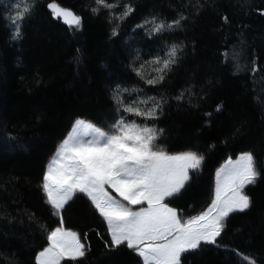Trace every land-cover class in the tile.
<instances>
[{
	"label": "trees",
	"instance_id": "1",
	"mask_svg": "<svg viewBox=\"0 0 264 264\" xmlns=\"http://www.w3.org/2000/svg\"><path fill=\"white\" fill-rule=\"evenodd\" d=\"M15 2L0 0V264H35V253L46 244L41 226L51 229L58 220L42 200L37 187L40 175L77 117L99 126L111 121L114 114L106 85L113 81L137 86L142 90L140 99L164 95L168 103L157 126L165 134L159 143L169 151L191 149L205 155L187 190L170 201L183 214L210 203L216 169L229 155L236 157L253 148L264 164L260 146L264 136V0H202L207 7L198 15L195 8L201 0H131L135 11L115 37L107 13L89 11L94 0H59L82 15L83 26L75 32L49 16L46 0H37L36 14L25 25L23 39L13 41L6 19L11 9H4ZM185 5H191L186 11L193 18L184 30L150 37L145 28L137 27L150 14L171 19L177 7ZM223 14L230 18L227 25ZM161 39L183 42L182 59L163 87L147 85L128 63L136 52L142 57L139 63L149 60L160 49ZM226 50L229 55L239 53V70L235 62L225 61ZM142 71L146 77L155 75L151 64H144ZM189 84H195L201 96L203 85L207 98L193 96L191 105L187 95L177 101L176 96ZM136 98L133 93L130 99ZM219 102L224 109L217 113ZM209 112L211 117L206 115ZM240 122H246L247 133L233 139L231 132ZM246 191L254 205L229 218L218 238L221 246L206 245L186 256L183 264H248L235 249L264 262V179ZM29 214L35 218L30 220ZM64 216L65 226L86 233L91 245L79 264H140L125 247L111 252L105 248L101 236L109 238L106 225L82 194L70 202Z\"/></svg>",
	"mask_w": 264,
	"mask_h": 264
},
{
	"label": "snow or ice",
	"instance_id": "2",
	"mask_svg": "<svg viewBox=\"0 0 264 264\" xmlns=\"http://www.w3.org/2000/svg\"><path fill=\"white\" fill-rule=\"evenodd\" d=\"M190 6L177 7L171 19L150 14L137 27L145 28L150 37L184 30L193 18L186 11ZM206 7L201 0L195 8L196 14ZM9 8L11 12L6 19L11 29L10 39L22 40L25 25L36 14L37 0H16L4 11ZM46 10L51 18L62 21L74 32L83 26L82 15L63 6L59 0H46ZM89 11L94 15L105 11L112 25L111 35L115 37L135 8L131 0L126 3L94 0ZM221 19L225 25L230 23L227 14ZM184 47L183 42L169 43L161 39L160 49L149 60L139 63L142 57L136 52L128 68L147 85L163 87L180 65ZM224 58L226 62H235L237 70L241 67L239 53L233 51L229 55L226 50ZM144 64H151L155 75L146 77L142 71ZM195 88V84H189L176 100L184 101L187 95L191 105L193 96L198 100L207 98L203 85L200 86L203 96ZM106 89L112 101L111 121L99 126L77 117L40 175L37 187L42 200L58 220L51 229L41 226L46 231V244L35 253V264H79L90 252L87 234L65 226L64 213L79 194L87 198L93 212L106 225L109 238L101 236L105 248L111 252L125 247L136 255L140 264H183L186 256L200 252L206 245L220 247L218 238L225 232L229 218L249 211L254 205L246 188L264 179V164L260 163L256 150L241 151L235 159L229 155L216 169L210 203L198 213L185 216L170 201L187 190L193 175L201 170L205 155L191 149L169 151L159 143L165 134V129L157 126L168 103L164 95L140 99L142 90L137 86L128 87L115 81L106 85ZM133 93L136 99H130ZM223 109V102L215 105L217 113ZM206 115L211 117L212 113ZM131 116L151 123L137 122ZM246 133V122H240L234 126L231 138ZM260 146L264 152V136ZM210 147L214 148L215 144ZM34 218V214H29L30 220ZM233 251L248 264H264L238 249Z\"/></svg>",
	"mask_w": 264,
	"mask_h": 264
},
{
	"label": "rangeland",
	"instance_id": "3",
	"mask_svg": "<svg viewBox=\"0 0 264 264\" xmlns=\"http://www.w3.org/2000/svg\"><path fill=\"white\" fill-rule=\"evenodd\" d=\"M70 130H71V129H70ZM55 150H56V149H55ZM54 153H55V151H54ZM54 153H53V154H54ZM53 154H52V155H53ZM52 155H51V156H52ZM51 156H50V158H51ZM50 158H49V159H50ZM233 159H235V157H233ZM214 186H215V178H214ZM214 186H213V191H214ZM113 194H114V195H118V194H116L114 191H113ZM206 207H207V205H206L204 208H206ZM204 208H203V209H204ZM203 209H201V210H203ZM201 210H199V211H201ZM199 211H197V212H195V213H192V214H188V215H194V214L198 213ZM184 215H185V216H188V215H186V214H184Z\"/></svg>",
	"mask_w": 264,
	"mask_h": 264
}]
</instances>
